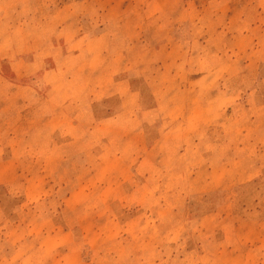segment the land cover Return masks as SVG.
<instances>
[{
	"label": "rangeland",
	"instance_id": "obj_1",
	"mask_svg": "<svg viewBox=\"0 0 264 264\" xmlns=\"http://www.w3.org/2000/svg\"><path fill=\"white\" fill-rule=\"evenodd\" d=\"M0 264H264V0H0Z\"/></svg>",
	"mask_w": 264,
	"mask_h": 264
}]
</instances>
